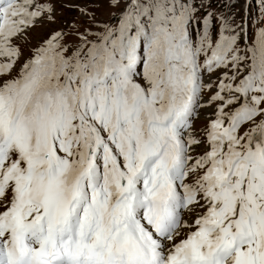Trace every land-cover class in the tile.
Returning a JSON list of instances; mask_svg holds the SVG:
<instances>
[{
	"label": "snow or ice",
	"instance_id": "1",
	"mask_svg": "<svg viewBox=\"0 0 264 264\" xmlns=\"http://www.w3.org/2000/svg\"><path fill=\"white\" fill-rule=\"evenodd\" d=\"M0 264H264V0H0Z\"/></svg>",
	"mask_w": 264,
	"mask_h": 264
},
{
	"label": "rangeland",
	"instance_id": "2",
	"mask_svg": "<svg viewBox=\"0 0 264 264\" xmlns=\"http://www.w3.org/2000/svg\"><path fill=\"white\" fill-rule=\"evenodd\" d=\"M72 13H69V15H71Z\"/></svg>",
	"mask_w": 264,
	"mask_h": 264
}]
</instances>
